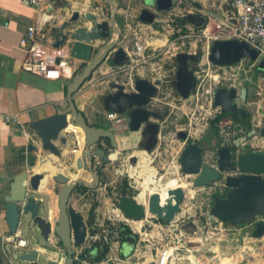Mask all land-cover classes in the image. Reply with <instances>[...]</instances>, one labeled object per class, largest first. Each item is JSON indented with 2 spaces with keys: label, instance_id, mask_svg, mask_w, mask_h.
<instances>
[{
  "label": "water",
  "instance_id": "1",
  "mask_svg": "<svg viewBox=\"0 0 264 264\" xmlns=\"http://www.w3.org/2000/svg\"><path fill=\"white\" fill-rule=\"evenodd\" d=\"M51 9H53L52 6ZM74 14V18L64 22L61 26L51 27L48 32L53 50L61 52L64 57L71 60L85 63L81 73L76 75L67 87L71 116L59 114L33 122L32 125L41 142L42 150L57 159L63 156V151L57 144L68 143L64 132L69 129L70 125L81 129L85 135L84 154L77 160V169L89 171L92 180L88 182L80 178L70 179L63 173L54 176V180L62 185L58 204L60 214L58 223L54 227L50 220L41 216V202L33 196H28V182L34 192L41 190L42 181L47 176L42 172L31 176L28 172H24L17 176L11 185V193L7 197L6 204L10 232L16 233L20 225L27 221V227L33 231H39L45 242H49L51 235L55 233L67 252L64 264H75L77 249L84 244L87 235L85 223L81 215L70 204V197L79 185H84L90 190H96L99 187L100 176L88 168V165L92 166L97 158L103 160V163H109L116 155L113 150L119 147L113 130L89 125L73 101L74 95L109 57L112 46L104 44L110 39L108 23H96L91 28L75 26L74 23L77 22L79 13L74 12ZM211 14L217 18L216 14L213 12ZM198 18L200 22H197ZM142 19L147 23H153V18L146 19L143 16ZM184 19L196 27H201L207 22L204 17L197 14H189ZM201 57L200 50L196 54L180 53L176 56L178 69L173 87L182 99H189L195 93L197 79L194 72ZM111 59L116 66H121L128 60L122 50L115 52ZM243 59L258 60V53L244 41L218 40L212 44L209 60L215 65L231 66L240 63ZM159 85H161L159 80L152 84L147 80L138 79L137 92L127 94L123 92L124 88L121 85L112 83L111 89H116V91L104 99L107 112L127 114L129 131L138 134L141 138L139 147L142 148L145 142L141 152L148 155L159 144L160 125L151 121L152 113L147 110V105L155 96ZM247 99V88L239 90L235 87H220L215 91V105L221 109L222 113L229 114L230 117L238 115L244 118L248 115V109L243 106ZM256 133L255 131L254 134ZM260 134L264 137V128L260 130ZM178 137L183 141L187 140L186 132H179ZM102 140H110L111 149L98 148ZM236 146L238 148L239 145ZM28 149L37 151L38 148L30 145ZM129 159L133 163L138 161L134 156ZM50 161L53 162V160ZM180 163L186 175L195 176L193 184L196 188L221 183L214 189L213 203L207 214L208 220L232 226L254 227L252 237L256 240L264 239V149L233 151L230 146L223 143L218 130L211 128L196 142L187 143L180 155ZM48 169L52 171V168L48 167ZM169 196L170 199L162 204L158 192L151 194L148 208L138 203L135 198L123 196L119 200L118 209L130 220L140 221L146 218L147 214H151L159 221L171 223L182 209L185 190L179 186L169 190ZM26 218H29V221ZM39 256L38 250L24 251L16 257L15 262L17 264H39Z\"/></svg>",
  "mask_w": 264,
  "mask_h": 264
},
{
  "label": "rangeland",
  "instance_id": "2",
  "mask_svg": "<svg viewBox=\"0 0 264 264\" xmlns=\"http://www.w3.org/2000/svg\"><path fill=\"white\" fill-rule=\"evenodd\" d=\"M72 1L81 4L84 0ZM86 1L85 4H88L89 1L91 2L89 10L90 12H94V0ZM200 2L205 6V10L212 7L218 10L219 6L224 1L200 0ZM223 6L225 8L226 3H224ZM77 7L78 5H75V8ZM84 7L85 6H79V8ZM79 12L83 13L81 9H79ZM207 22H211L215 25L212 17H209ZM171 26L172 27H169L165 23L155 27V30H160L166 35L165 37L174 34L175 38L178 37V32L185 35V31L188 30L189 27H193L190 24L179 23H173ZM147 32H149V30H147ZM213 32H218L216 27H214ZM140 34L139 31V35ZM129 39L130 42H132L134 36L130 35ZM170 39L164 56L165 61L160 60L158 62V65L163 66L162 69L166 71L174 64V61L168 58L173 52V37ZM199 48H202V46L196 44L195 47L193 46L192 50L195 51ZM168 51H170V53H167ZM257 64H259V71L256 70L255 67H251V64L247 61L244 62L243 66L245 71L240 72L237 86L239 90L247 88L249 91L248 99L243 106L249 110L250 121L256 119L258 122H264V58H260ZM155 102L158 105L156 110L162 114L161 118H168L170 128L163 131L162 135L159 137L157 148L154 152L149 154L151 164L153 165L151 166V172L141 171V176L146 180L144 175L147 174V176H150V174L153 173L155 178L157 177V180H154L157 181V183L154 182L152 186H148L146 189V181L144 182L143 179H139V181L136 180L137 173L135 174L130 170L134 164L129 158L135 155L138 160L137 164H139L140 158L143 155L142 152L128 149V151L123 152L119 156L115 155L112 161L100 169L102 178L99 187L94 192H89L87 195H84L81 191H77L70 197V204L76 210L80 211L87 228L88 239L86 244H83L82 247H84V249H89L93 246L95 241H99L101 238L111 243V250L105 260V264H155L158 249L167 245L176 250V252H174L173 264H239L240 260H242L244 264H257L258 260L264 257V241L252 238L251 226H232L225 224L222 226L224 232L219 231V228H221L219 223L217 221L211 222L207 218V214L212 206V194H214L215 191L209 190L207 187H203L206 189L196 188L193 184L195 176H189L183 172L180 163V155L187 143L178 137L177 129L185 123V118L181 117L182 111L187 110V107L190 106V102L185 103L171 84L164 85V87L159 90ZM123 121L122 119L120 123L116 124L117 129L119 128L118 133H120L118 135L121 138L132 139L127 131L124 134L122 133L123 130H125ZM241 128L238 120L223 119V122L219 123L220 133L224 137H228L227 142L232 143V141L234 139L237 140L239 136L247 138L248 142H252L254 136L249 137L246 131ZM131 143L132 142H128L127 144V142H125L122 143L121 146H133ZM249 148L251 147L247 146L242 149L249 151ZM128 164H131V166L126 167ZM134 168L136 167L134 166ZM53 169V172L64 171L70 174L66 169ZM76 176V178L86 180L89 174L83 172V170H79ZM88 182H91V180ZM160 186H165L167 189L163 190ZM179 186L187 191V196H185L182 202L181 213L177 215L176 219L171 223H161V221L153 215L147 214L146 218L143 220H135L139 222L135 224L134 220L128 219L129 221H125L123 217H117L112 213L114 210L118 209L119 200L123 197L124 193H126L125 197L135 198L138 203L148 205L151 194L155 192L166 194L169 190ZM58 190L59 189H56L55 192L58 193ZM94 207H96V210L94 211V220L91 224L90 215ZM44 211L45 217L51 219L50 221L54 227L58 223L60 214L59 208L56 207V209H54L48 204H45ZM110 217H112L113 220L116 219L114 220L115 225L108 224L113 223ZM122 223L130 226L134 234L138 235L136 241H132L134 238L131 236V241L126 240L124 245L116 242L117 234L115 228H118V225ZM92 229H98L94 238L91 233ZM25 235L30 239H33L35 235L42 238L39 231H29L28 229H25ZM51 237H53L55 241L53 246L56 245L57 249H62L61 257L66 259V251L63 247H60V241L56 234L53 233ZM125 249H128L129 253L123 255ZM64 263L65 261L62 262V264Z\"/></svg>",
  "mask_w": 264,
  "mask_h": 264
},
{
  "label": "crops",
  "instance_id": "3",
  "mask_svg": "<svg viewBox=\"0 0 264 264\" xmlns=\"http://www.w3.org/2000/svg\"><path fill=\"white\" fill-rule=\"evenodd\" d=\"M26 1L28 0H0V264H17L15 259L22 251L20 249L15 250L7 242L9 238H13L17 234L27 239L29 242V246L25 249V251H39V264H62V262L66 259L61 257L63 250L59 248L57 249L55 244V246H53V243L55 242L53 237H50L49 242H45L37 235H35V238L30 239L25 235V229L32 231L31 228L27 227V221L20 225L16 233L10 232V227L7 223V197L11 193V185L17 176L24 172H28L30 176L39 172L47 175L46 179L42 181L41 190L38 192H34L28 182V196H33L37 201L41 202L40 214L47 219L44 213L45 204H48L51 208L56 209L59 204V191L62 188V185L54 180V176L59 173H63L70 179L76 178V174L79 171L77 169V160L82 158L84 154L85 135L81 129L74 128L71 125L69 129L64 132L68 138V143L63 144L60 142L57 144L63 151L61 159H57L51 156L48 152H44L42 150L41 142L37 138L32 124L33 122L59 114H67L68 116H71V107L67 97V87L72 80L65 78L60 80H50L24 71L23 63L26 59L27 52L21 47V39L26 34L27 29L30 26H37L39 38L45 45V54L49 56L59 54V52L51 48L52 41L48 35L50 28L53 26H60L63 20L70 17L76 10L79 11V9H81L83 14L89 13L91 4L90 1L88 4H85L87 2L86 0H84L81 4L68 0L72 6L70 9L64 11V9H61L56 3V0H36L39 5H27L25 3ZM223 1L224 2L219 6L218 10L214 7L206 9L210 11V14L212 11L217 15V18H214L215 16L212 15V19H223V5L226 0ZM75 5H78V7L75 8ZM51 6L53 9H51ZM79 6L85 7L79 8ZM139 25L140 24H138V26ZM127 33L130 34V32ZM113 39L116 40L117 38L114 37ZM162 42H165L166 44V40H162ZM65 58L79 66L81 71L85 66V63H76L74 60L67 57ZM249 60H245L244 62L247 61L250 64H255V68L258 70L259 64H257V61L259 58L257 61ZM111 73L112 75L114 74L111 71V68L104 64L95 72V74L93 73V75L83 84L81 89L73 97V101L75 102L78 111L83 113L89 125L94 126L96 123H99L100 127L105 128L104 125L107 124V114L103 115L101 120L96 118V102L100 94L104 92V85L98 86L96 83L100 77H109ZM78 74H80V71ZM100 87H102V90H99ZM15 113L20 114L21 124L9 125L4 122V115ZM247 116H250L249 110ZM251 125L252 131L247 133V135L249 137H263L260 134V130L264 128V126H261L259 122L257 124L256 119L251 121ZM240 127L243 128L242 124H240ZM115 130V135L119 145L118 149L114 151L116 155L119 156L123 152L128 151V149L137 151L136 140L138 141L140 138L138 134L129 132L132 139L124 137L121 138L118 135L120 134L118 133L119 128H115ZM255 131L257 132L256 134H254ZM122 133H126L125 130H123ZM238 138H241V141L247 139L240 136ZM227 140L228 137L225 139V142H227ZM125 142H127V144L128 142H132L131 144H133V146H121L122 143ZM30 145L37 147V151H30L28 149ZM261 149H264V147ZM248 150L256 151V149L253 148H249ZM142 153L143 155H147L149 157L148 154H145L144 152ZM50 160H53V162ZM45 161H47V164H45ZM133 164V168L134 166L136 168H142V172H151V166H153L151 162L149 164H137V162ZM130 166L131 164L126 165V167ZM48 167L52 169H66L70 174L64 171L53 172L54 169L51 171ZM88 168H91L90 165H88ZM134 171L135 174L138 173L137 170ZM83 172H87L89 174L86 181L92 180V175L89 171L83 170ZM136 175V180L139 181L141 178L138 174ZM220 184L221 183H217L216 185L209 186L207 189L214 191L215 187ZM79 186H77L73 194L77 191H81L84 195H87L89 192L95 191L90 190L88 187L89 191H83L78 189ZM56 189H59L58 193L55 192ZM185 196H187L186 193ZM213 196L214 194H212V197ZM77 212L80 214V211L77 210ZM26 220L29 221V218H26ZM134 223L137 224L139 222L134 221ZM253 230L254 227H251V236ZM87 239L84 244H86ZM81 247L77 250V263L75 264H105L106 259L98 263L93 262L92 257L97 256V250L92 249L93 246L89 249ZM86 250H90V253L86 256V259H82V255ZM127 253H129L128 249H125V253H123V255H126ZM239 264H244V262L240 260ZM257 264H264V257L258 260Z\"/></svg>",
  "mask_w": 264,
  "mask_h": 264
},
{
  "label": "built area",
  "instance_id": "4",
  "mask_svg": "<svg viewBox=\"0 0 264 264\" xmlns=\"http://www.w3.org/2000/svg\"><path fill=\"white\" fill-rule=\"evenodd\" d=\"M25 3L27 5H39L36 0H28ZM225 3L226 8L223 9V19H213L215 25L206 22L201 27H189L185 31V35L178 32V37L174 38V34L165 37L166 35L160 30H155L153 26L141 24L134 35L130 33L134 36V40L130 42L128 38L124 44L128 61L119 66L118 71L125 73L127 78L125 85L129 93L137 92L136 82L138 79L147 80L152 84L158 80L161 81V85L157 86L158 91L164 85L171 84L173 86L178 69L176 56L180 53L196 54L199 50L202 52L203 55L194 72L197 79L196 90L189 99H183L185 103L190 102V106L187 107V110L182 111L181 117L185 118V123L177 129L178 133L186 132V143L196 142L200 137L207 134L211 128V122L222 114L221 109L215 105L216 89L220 87L238 88V76L241 71H245L244 61L249 60L243 59L240 63L231 66L215 65L209 60L212 44L218 40H241L258 53L259 59L264 58V0H226ZM214 27L218 30L217 33L213 32ZM171 37H173V52L168 58L171 61L173 60L174 64L166 71L162 69L163 66L158 65V62L164 60ZM161 40H166L164 46L155 44V42ZM196 44H199L202 48L193 51L192 48ZM21 47L27 52L23 70L33 75L50 80H60L62 78L73 80L80 71L79 66L66 59L61 52L52 56L45 54V45L39 38L37 26H30L27 29L26 34L21 39ZM167 53H170V51ZM58 59H60L59 62ZM77 62L81 63V61ZM255 66V64H251V67ZM107 119L114 128H117L116 124L122 120L121 115L112 111L107 113ZM3 120L9 125L21 124V117L18 113L6 114L3 116ZM156 122L160 125V135L165 129L170 128L168 118H160ZM259 123L264 126L262 121ZM240 139L233 140V142L238 143V150L247 146L256 150L264 147V137L255 136L252 142H248V139L243 141ZM185 193L187 194L186 190ZM112 213L117 217H123L125 221H129L119 209L114 210ZM110 219L113 222L110 224L115 225L114 220L116 219L113 220L112 217ZM218 223L221 227L219 231L224 232L222 228L224 223ZM161 228L163 229L162 225ZM7 242L15 250L20 249L22 252L29 246L28 240L19 236V234L9 238ZM174 252L176 250L168 245L158 249L155 264H173Z\"/></svg>",
  "mask_w": 264,
  "mask_h": 264
},
{
  "label": "flooded vegetation",
  "instance_id": "5",
  "mask_svg": "<svg viewBox=\"0 0 264 264\" xmlns=\"http://www.w3.org/2000/svg\"><path fill=\"white\" fill-rule=\"evenodd\" d=\"M94 2H95L94 12L83 14L78 10L74 11L79 13L78 20L77 22L74 23V25L91 28L92 26H95L96 23L107 22L109 26L110 39L107 40L104 44H109L110 46H112V50L109 52V57L99 66V68H97V70L100 69L104 64H106L111 68V71L114 74L112 75L111 73L109 77L108 76L100 77L96 83V85L98 86L104 85V92L100 94L96 102L97 104L96 118L99 120L103 118V115L108 113L104 107L105 97L116 91V89H111L112 83L121 85L124 88L123 89L124 93L132 94L128 92L127 87L125 85V81L127 80L125 73L119 72L118 71L119 66L114 65L111 59L112 55L115 52H118L119 50H122L126 54L124 49V44H125V40H127L130 36V34L127 32L130 31L131 34L134 35L135 31L138 28V24H142V23L144 25L153 26L154 28L157 27L158 25L165 23L169 27H172L171 25H173V23L188 24L184 18L189 14H197L201 17H204L206 21H208L209 17H212L210 11L205 10V6L200 2V0H94ZM56 3L60 6L61 9H64V11L70 9V7L72 6L68 0H56ZM165 8H169V9L166 10ZM74 12L71 14L70 17L65 18L62 24L74 18L75 17ZM143 16L146 19L153 18V23L151 24L144 21L142 19ZM200 21H201L200 18H198L197 22ZM62 24H60V26ZM114 37L117 39L114 40L113 39ZM99 90H102V87H100ZM158 93L159 91L157 88V92L155 96L151 98L150 102L147 105V110H149L152 113L151 121L154 123H157L156 120L162 117V114L156 110V107L158 105L155 102V100ZM121 118L124 120L123 122L125 126V132L127 131V133L129 134L130 132L129 120L127 114L121 115ZM94 126L100 127L99 123L98 124L96 123ZM104 126L105 128H109L113 130L114 133L116 132L115 128L112 127V124L108 119H107V124ZM218 135L223 140V143L225 145L230 146L232 149L234 148L238 149L236 147L238 143L233 141L232 143L225 142L226 137H224L220 133V130H218ZM140 143H141V138H139L138 141L136 140L137 152H140L142 149H144L143 147L145 145V142L142 144V148L139 147ZM98 148H105L106 150L111 149L110 140H102L101 143L98 145ZM240 151H245V150H240ZM132 156L136 157L135 155ZM107 164L108 163H103V160L97 158L92 164L91 169L94 170L97 174H99L101 179L102 176L100 175V171H101L100 169ZM86 239H87V235H86ZM63 249L66 251L64 247Z\"/></svg>",
  "mask_w": 264,
  "mask_h": 264
},
{
  "label": "trees",
  "instance_id": "6",
  "mask_svg": "<svg viewBox=\"0 0 264 264\" xmlns=\"http://www.w3.org/2000/svg\"><path fill=\"white\" fill-rule=\"evenodd\" d=\"M223 119H229V120H238V122L240 124H242L244 130L246 131V133H249L252 131V125H251V121H250V117L246 116L244 118H241L238 115H235L233 117H230L229 114L226 113H222L218 116L217 119L213 120L211 122V127L212 128H216L219 130V123L221 121H223ZM236 148H234L233 150L235 151ZM78 189H81L83 191H89L88 188L86 186H79ZM126 193L123 194V196H125ZM213 200V197H212ZM213 203V201H212ZM96 210V207L92 208L91 210V220L90 223H93L94 220V211ZM161 223L167 224L164 221H161ZM110 224V223H108ZM230 225V224H228ZM244 226V225H242ZM114 229V228H113ZM116 229V234H117V238H116V242H119L120 244H124L126 240L131 241V236H133L134 240L132 241H136V239H138V235L134 234V232L131 230L130 226H128L125 223L119 224L118 228ZM98 229H92V235H96ZM61 243V242H60ZM62 246V243H61ZM92 249H96L97 250V256L92 257L93 262H101L103 260L106 259V257L108 256L110 250H111V243L106 242V240L104 238H101V240L97 241L94 243L93 248ZM90 250H86L84 252V254L82 255V259H86V256L89 255ZM77 263V262H76Z\"/></svg>",
  "mask_w": 264,
  "mask_h": 264
},
{
  "label": "bare ground",
  "instance_id": "7",
  "mask_svg": "<svg viewBox=\"0 0 264 264\" xmlns=\"http://www.w3.org/2000/svg\"><path fill=\"white\" fill-rule=\"evenodd\" d=\"M155 44L156 45H158V46H164L165 45V42H162V40L161 41H157V42H155ZM115 156H113V158H114ZM151 162V160H150V158L147 156V155H143V157L141 158V160H140V163L139 164H149ZM141 167V166H140ZM130 170H132V172L133 173H135V171L134 170H137V174L139 175V177L141 178V179H143L144 180V182L146 181V186H145V188L147 189V187L148 186H152V184H154V182L155 183H157V181H154L155 179L157 180V177L155 178V176L153 175V173H151L150 174V176H147V174L146 175H144V177H146V180L144 179V178H142V176H141V171H142V168H131ZM131 172V173H132ZM157 172V171H156ZM132 173V174H133ZM158 174V173H157ZM131 177H133V176H131ZM134 178V177H133ZM161 182H162V180H161ZM159 185V184H158ZM160 187H162V189L164 190V189H167V188H165V186H160ZM165 193V192H164ZM160 197H161V202H162V204L163 203H166V201L168 200V199H170V196H169V192H167L166 194H162V193H160ZM148 203H149V201H148ZM145 205V204H144ZM146 206V208H148V205H145ZM181 213V211L178 213V215ZM174 256H175V254H174Z\"/></svg>",
  "mask_w": 264,
  "mask_h": 264
}]
</instances>
